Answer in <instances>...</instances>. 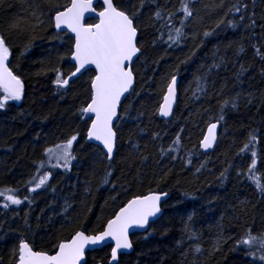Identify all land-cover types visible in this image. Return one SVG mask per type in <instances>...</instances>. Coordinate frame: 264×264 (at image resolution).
<instances>
[{
  "label": "trees",
  "instance_id": "16d2710c",
  "mask_svg": "<svg viewBox=\"0 0 264 264\" xmlns=\"http://www.w3.org/2000/svg\"><path fill=\"white\" fill-rule=\"evenodd\" d=\"M68 2L58 0L60 5ZM114 2L138 7L140 0ZM234 4H247L248 11L229 13ZM157 5L176 13L174 24L180 26L181 0H145L138 17L143 54L134 64L138 95L128 96L125 103L131 105L129 116L116 124L118 144L109 166L104 150L85 142L88 125L76 114L87 102L94 70L75 78L66 91H58L54 83V69L65 75L74 70L69 58L71 34L64 31L61 39L54 38L56 30L47 23L46 0L0 3V32L9 36L12 49L10 67L25 80V99L0 110V190L18 189L16 194L21 199L29 198L5 209L0 197L3 264H15L11 250L21 235L35 248L51 250L60 239L69 238L75 228L102 229L127 200L150 191L170 194L163 205L164 213L146 233L132 235L134 251L121 255V264H253L246 249L234 245L249 228L253 234L264 233V197L246 178L250 153L238 154L249 133L254 132L259 142L250 148L258 153V175L264 177V59L253 47L264 54V0H193V18L185 22L186 37L171 47L168 29L161 27L163 21L152 19ZM36 6L46 13L44 26H35L30 16ZM253 11L257 21L254 29L247 26ZM241 14L245 16L243 21L239 19ZM221 19L225 23L216 27ZM18 20L19 30L8 33V26ZM229 20H234L237 27L228 26ZM158 29L164 33L163 39H159ZM204 32L212 34L205 37ZM241 45L243 52L239 51ZM241 66L245 71L241 72ZM171 74L180 77V97L172 119L164 120L158 115V107ZM199 77L206 82V93L197 90L195 81ZM236 92L241 93L239 108L228 111L225 121L220 122L216 149L204 153L200 141L219 114L218 100ZM248 93L254 97L251 104L247 103ZM75 131L80 132V140L74 146L77 160L71 170L47 164L39 169L38 162L47 160L44 150ZM157 133L159 137L154 138ZM177 135L181 138L179 152L162 154L161 148L166 151L174 147ZM130 142L138 143L139 150H134ZM225 168L227 179L223 180L220 174ZM38 169L41 174L51 170L53 175L44 187L31 192L34 184L28 182ZM107 170L112 176L103 184ZM238 171L244 174L237 175ZM68 204L71 207L66 213ZM189 217L198 239H189L185 232ZM25 219L30 228L25 226ZM221 234L227 242L213 253ZM197 246L201 253L195 251ZM109 254V246L89 252L88 264H107Z\"/></svg>",
  "mask_w": 264,
  "mask_h": 264
},
{
  "label": "snow or ice",
  "instance_id": "6c2138e0",
  "mask_svg": "<svg viewBox=\"0 0 264 264\" xmlns=\"http://www.w3.org/2000/svg\"><path fill=\"white\" fill-rule=\"evenodd\" d=\"M144 2L145 0H140L138 7H127L115 3L114 0H96V3L94 0H69L66 5H60L58 0H46L48 4L47 23L56 30L54 38L61 39L60 33L66 30L67 33L72 34L70 39L73 40L69 50V58L73 62L74 70L65 75L59 68L54 69L56 72L54 83L58 91H66L71 84L75 83L74 78H78L79 75L89 71V66H94L95 74L89 81L87 102L77 110L76 114L88 125L84 138L85 142H99L104 149V156L109 162V166L113 161L118 142L116 123L129 116L131 105L125 103L128 100L126 94L129 96L138 95L134 88L136 75L133 70V63L134 59L139 61L143 54L142 41L138 39L141 32L138 17ZM97 3L99 9L96 6ZM192 3L193 0H181L179 12L182 13V19L179 27L174 24L176 13L165 11L157 5L152 19L155 22L163 21L161 27L168 29L167 41L170 47L172 44H180L185 39V22L193 18L194 14V8L190 6ZM247 11V4H234L232 8L228 9L229 13H246ZM45 15V11L40 6H36L30 13L31 18L36 21L35 26L37 27L45 25L46 21L43 18ZM255 16L256 13L253 11L252 15L248 17L250 23L247 26L249 28L254 29L256 27ZM225 19H221L216 27L224 24ZM239 19L243 21L245 16L241 14ZM19 26L20 21H15L8 26L6 31L8 33L17 31ZM228 26L235 28L237 24L234 20H229ZM157 31L159 39H163L164 33L159 32V29ZM211 34V32L203 33L205 37ZM27 47L26 45V50ZM253 47L256 48L261 59H264V54H261L260 48L255 45ZM239 51H244L242 45ZM192 55H195L194 51ZM11 56L12 49L9 44V36L0 32V110L5 109L13 102L19 103L25 99V80L9 66ZM181 63H187V60H182ZM213 67H219V65H213ZM243 71L245 69L241 66V72ZM261 74L264 75V72ZM237 79H239V74ZM177 82V74H171L164 89L162 103L158 107V115L161 117L173 115V106L177 99ZM195 83L199 92L206 93L207 86L203 77L197 78ZM221 95H223L222 91ZM253 99L252 93H248L247 103L251 104ZM240 101V92L218 100L219 114L214 118L215 122L208 124L206 134L200 141V146L204 150L211 149L216 145V130L220 122L225 121L228 111L239 108ZM157 137H159L158 133L155 134L154 138ZM79 140L80 132L75 131L65 140L47 147L44 150L47 160L38 162L39 169H43L45 164H48L51 168H63L70 171L72 162L77 160L74 144ZM258 142L259 137L254 132L249 133L248 141L244 143L238 154L250 153V164L247 168L246 178L264 197V177L258 175V163L260 162L258 153L250 148V145ZM180 144L181 138L177 135L173 141L174 147H170L166 151L161 148L160 151L162 154L178 153ZM131 147L138 151L140 145L131 143ZM175 158L176 156L172 155V159ZM142 159L146 160L147 157H142ZM187 163L191 164V159H188ZM39 169L36 176L28 182L30 185L34 184L29 189L31 192H36L44 187L53 175L51 170H46L41 174ZM227 172L228 168L221 172L220 175L223 180L227 179ZM243 174V172H237V175ZM111 176L112 171L107 170L102 183H109ZM112 187L115 188L116 185L113 184ZM17 192L18 189L13 188L0 190V197L5 201L2 205L3 208L7 209L12 205L19 206L29 199L27 196L21 199L16 194ZM167 195V192L150 191L146 195L133 196L119 207L114 216L105 222L102 229L89 231L84 227L75 228L69 238L60 239L51 250L35 248L28 239L21 235L18 245L11 250V258L15 259V264H88L87 253L89 251H95L97 246H109L110 259L107 264H121L120 256L130 252L134 246L129 234L130 229H147L150 219L162 212L161 201ZM70 207V204L66 205V213ZM190 222L191 217H189V223L185 225V232L189 239H198ZM24 223L26 227L30 228L27 219ZM69 223L72 221L69 220ZM226 242L227 240L222 234L218 235L213 246V253L220 251L222 244ZM241 246L246 249V254L252 258L253 264H264V233L253 234L251 228L247 229L244 236L237 240L234 245L235 248ZM195 251L201 253L202 249L197 246ZM0 264H3L2 258H0Z\"/></svg>",
  "mask_w": 264,
  "mask_h": 264
},
{
  "label": "water",
  "instance_id": "95a60500",
  "mask_svg": "<svg viewBox=\"0 0 264 264\" xmlns=\"http://www.w3.org/2000/svg\"><path fill=\"white\" fill-rule=\"evenodd\" d=\"M94 3H96V0H94ZM98 5V3L96 4V6ZM66 31V30H65ZM71 34V33H70ZM72 35V34H71ZM135 62H136V60L134 59V63H133V70H134V64H135ZM73 63V62H72ZM9 66H10V59H9ZM89 69H93L94 70V66H89ZM135 73V72H134ZM136 75V74H135ZM80 76V75H79ZM177 77H178V82H177V99H176V103H175V105L173 106V115H174V111H175V109H176V107H177V105H178V102H179V97H180V93H179V83H180V77L177 75ZM75 79V78H74ZM136 85V80H135V83H134V86ZM126 96H129L128 94H126ZM162 103V102H161ZM173 115L171 116V117H161L162 119H164V120H171L172 119V117H173ZM117 124V123H116ZM206 130H207V128H206ZM220 131H221V123L219 124V126H218V128H217V130H216V134H217V143H216V145L213 147V148H211V149H208V150H204L201 146V149H202V151L204 152V153H206V154H208V153H211V152H213L215 149H216V147H217V145H218V142H219V137H220ZM206 134V131H205V133H204V135ZM89 142H91V143H93V144H96V145H98V146H100L102 149H103V147H102V145H100L99 144V142H96V141H89ZM117 144H118V142H117ZM104 150V149H103ZM116 150H117V148H116ZM116 150H115V153H116ZM115 153H114V155H115ZM154 192H156V191H154ZM168 193V192H167ZM146 195V194H145ZM170 197V194L168 193V195H167V197H163L162 198V201H161V208H162V212L161 213H159L156 217H154V218H151L150 219V221H149V226L147 227V229H140V228H133V229H130V232H129V234H130V238L132 239V235L133 234H135V233H146L148 230H149V228H150V226H151V224L153 223V222H155L156 220H158L162 215H163V213H164V208H163V205H164V203H165V201H167L168 200V198ZM134 245V244H133ZM104 247H107V246H97V248H96V250H100V249H103ZM134 251V246H133V249L130 251V252H128L127 254H130V253H132ZM89 252H92V251H89ZM88 252V253H89ZM88 253H87V259H88ZM124 255V254H123ZM98 264H103L102 262H99Z\"/></svg>",
  "mask_w": 264,
  "mask_h": 264
},
{
  "label": "rangeland",
  "instance_id": "374dc122",
  "mask_svg": "<svg viewBox=\"0 0 264 264\" xmlns=\"http://www.w3.org/2000/svg\"><path fill=\"white\" fill-rule=\"evenodd\" d=\"M74 146H75V144H74ZM47 166H49L48 164H47ZM63 170V169H62Z\"/></svg>",
  "mask_w": 264,
  "mask_h": 264
}]
</instances>
